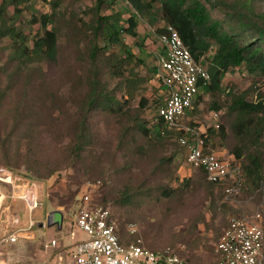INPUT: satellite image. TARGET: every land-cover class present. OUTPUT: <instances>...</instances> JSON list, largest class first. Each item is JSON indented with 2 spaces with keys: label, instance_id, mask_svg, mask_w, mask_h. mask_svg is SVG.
I'll use <instances>...</instances> for the list:
<instances>
[{
  "label": "trees",
  "instance_id": "obj_1",
  "mask_svg": "<svg viewBox=\"0 0 264 264\" xmlns=\"http://www.w3.org/2000/svg\"><path fill=\"white\" fill-rule=\"evenodd\" d=\"M23 1H0V39L6 37L10 42L7 61L0 66V78L8 74V80L14 81L13 85H3L0 81L1 148L15 142L14 156L25 155V159L30 160L28 153L34 154L32 144L37 136L38 122L46 109L47 118L55 127L69 126L67 142L63 146L65 162L83 171L86 177H103L108 173V180L102 185L98 183L100 193L94 202L91 201V206L100 205L110 210L122 245L134 242L123 229L119 232L109 204L124 209L148 202L164 204L179 200L184 194L183 188L191 183L189 177L180 179L177 176L180 164L174 161L175 151L179 148L184 150L179 137L188 134L182 129L168 128L158 116L157 109L163 99L161 102L155 100V114L147 120L144 111L150 102L145 93L150 79L140 75L137 69L143 60L125 42V37H128L135 40L136 46L142 45L137 40L140 20L155 26L156 36L164 32L166 25H172L194 61L204 67L207 64L209 80L200 85L199 92L210 96L208 109L213 111V115L221 112L220 123L215 128L200 132L204 145L209 146L212 136L226 142L228 157L240 164L242 182L239 194L256 200L262 198L264 96L252 88L243 91L229 88L226 92L222 88L224 75L241 66L264 81V7L259 5V0H124L126 16L121 11L103 12L112 0H93L81 15L70 11L66 16L58 8L61 0H54L50 13L33 15L30 19V23H39L43 28L31 44L23 28L14 22L21 13L19 4ZM154 1L160 4V16L154 11ZM9 7L13 9L10 16L7 15ZM215 10L219 14H214ZM60 37L72 49L64 74L71 100L68 104L57 95L58 90L50 89V104L43 109L41 97L37 99L36 94L32 96L23 89L33 80L34 71L41 74V64L58 60ZM9 65H13L10 72L7 71ZM222 94L226 97L224 100H221ZM51 110L53 112L50 113ZM186 114L181 119L183 123ZM95 115L114 119L117 138L113 145L101 141L92 131L91 120ZM188 126L196 130L191 124ZM171 146L174 150L167 152ZM114 152H122L127 157L129 170L115 166L106 170L101 158H112ZM0 154H7L5 147ZM1 160L5 169L17 171L16 163L8 157ZM40 168V164L28 168V171H36L31 177L39 181L47 180L60 169L54 165L42 174ZM194 170L200 172L196 183L208 194L210 207L223 200L229 182H210L202 169ZM142 173L144 175L137 180ZM172 180L180 183L172 187L168 183ZM74 194L70 196L73 198ZM46 202L53 211L61 204L65 215L75 214L73 201L65 205L61 200L55 203L47 195ZM226 205L221 203L222 207ZM244 215L232 213L230 216ZM262 228L264 232V218ZM167 248L171 247L151 251L163 254ZM213 254L217 264L216 246ZM182 259L186 264L192 262L190 258Z\"/></svg>",
  "mask_w": 264,
  "mask_h": 264
},
{
  "label": "rangeland",
  "instance_id": "obj_2",
  "mask_svg": "<svg viewBox=\"0 0 264 264\" xmlns=\"http://www.w3.org/2000/svg\"><path fill=\"white\" fill-rule=\"evenodd\" d=\"M52 1L54 0H24L19 4L21 13L14 22L23 28L29 44H31L33 38L43 32L40 24L30 23V19L33 15L39 16L40 14L50 13ZM92 2L93 0H61L58 8L66 16L70 11L81 15L82 11L90 7ZM259 5L264 7V0H259ZM126 7L127 5L124 0H112L111 4L103 9V12L121 11L126 16ZM153 8L155 13L160 16V4L158 1L153 2ZM12 12V7H9L7 15L10 16ZM213 12L214 14H219L216 10ZM160 23L159 21L158 24ZM48 28H51V26H48ZM154 29L155 26L151 27L147 21L140 20L138 26L139 37L137 38L142 44L140 47L136 46L135 40L125 37V42L143 60L137 70L141 76L150 79L147 83L148 90L145 93L150 102L149 107L144 111L147 120H151L155 114V100L161 102L164 98V88L162 87L160 77L157 76L155 58L163 49ZM9 44L10 42L6 37L0 39V66L7 61V54L10 49ZM71 53V47L60 37L58 60L55 63L41 64V74L34 71L33 80L23 89L32 96L36 94L37 99L40 96L43 109L50 104L49 100L51 97L48 93L50 89L58 90L57 95L70 104L71 97L66 75L64 74L67 63L71 58ZM205 67H207V64H205ZM11 70H13V65L7 67L8 72ZM0 81H2L3 85L8 83L13 85L14 82L13 79L8 80V74L6 76L3 75ZM222 88L225 92L229 88H232L234 91L252 88L251 90L255 93L260 92L264 96L263 78L248 73L242 66L224 75ZM225 98V95L222 94L221 100ZM209 102V95L198 92V97L191 109L192 112L189 110L184 117V124H191L198 132L207 131L210 127L215 128L214 126L220 123L221 112L213 115V111L208 109ZM44 111L46 113H44L38 122L37 136L32 144L34 154L28 153L30 160H26L25 158L27 157L25 155L19 158L14 156L17 148L15 142L8 146L3 145L2 148L0 146V152L3 151L4 147L7 150V154H0V237L4 234L7 235L10 231L5 226L10 219H8L9 217L3 218L2 209L4 202L9 199L8 197L13 191L18 192L22 187L28 189L33 184H39L41 185L40 188L38 187L40 189L39 195L44 194L40 198L43 206H47L46 196L48 195L54 199L55 203L61 200L65 205V203L73 201L76 207L79 204L80 195L87 184L97 183L91 194L92 202H94L95 198L99 196L101 189V187L100 189L98 188V183L102 185V183L108 180V173L103 177H86L83 175V171L65 162L63 146L67 142L68 125H60V128L55 127L47 118V110L44 109ZM51 112L53 111L51 110ZM91 128L101 141H105L110 145H113L117 138L114 119L111 117L106 118L101 115H95L91 120ZM208 145V149L220 155L228 156L226 142L221 141L219 138L212 136L208 141ZM173 150L174 148L171 146L167 149V152H172ZM175 152L174 161L180 164L177 176L180 179L189 177L191 182L189 186L183 188L184 194L179 200L174 199L164 204L160 202H148L131 209L118 208L112 204H109V207L116 219L119 232L123 229V232L132 236L134 241L140 240L144 247L150 250L171 247L170 249L178 253L182 258H190L192 260L191 264H215L213 248L216 246V242L230 218L236 217L230 215L232 213L242 215L252 213L260 204L261 199L256 200L253 197H243L240 194L230 199L224 196L223 200L217 201L213 207H210L208 194L205 193L204 188L200 184L196 183L197 178L200 176L199 170L192 169L186 163L185 152L182 148L177 149ZM114 153L115 155L112 158L106 156L101 158V161L106 164V170L108 168L112 169L114 166L129 170L127 168V157H124L122 152ZM22 154L24 153L22 152ZM4 157H8L11 162L16 163L15 166L18 167L17 171L5 169L1 160ZM16 159L19 160L16 161ZM107 159L109 160L108 164ZM38 164H40V172L42 174L54 165L59 166L60 169L47 180L39 181L31 177V174H35V170L28 171L29 167H37ZM78 166L81 167L80 164ZM143 175L144 173L137 180L141 179ZM6 178L11 179V181L5 182ZM87 178L88 180H86ZM168 183L172 187H175L180 182L172 180ZM71 193H75L73 198L70 196ZM223 202L227 204L226 207L221 206ZM43 206L39 207L44 209ZM58 208L64 209V206L60 204ZM16 222L20 225L18 219H16ZM76 229L77 227L75 226L74 230L76 231ZM132 229L133 232H131Z\"/></svg>",
  "mask_w": 264,
  "mask_h": 264
},
{
  "label": "built area",
  "instance_id": "obj_3",
  "mask_svg": "<svg viewBox=\"0 0 264 264\" xmlns=\"http://www.w3.org/2000/svg\"><path fill=\"white\" fill-rule=\"evenodd\" d=\"M157 38L163 49L156 56L157 76L164 88L163 103L157 114L168 128L182 129L188 134L179 137L186 163L191 168L202 169L210 182L228 181L225 196L234 198L239 195L242 182L240 165L230 157L208 149L200 132L181 121L192 109L200 85L208 82V72L201 63L194 61L172 25H166ZM95 187V183L87 184L79 198L75 224L84 238L70 249L65 259L59 257L46 264H186L170 248L160 254L144 247L140 240L122 245L110 210L100 205L91 206ZM263 218L264 195L252 213L230 218L216 243L217 264H262ZM17 238V233L12 232L0 237V244L15 242ZM51 245H55V240Z\"/></svg>",
  "mask_w": 264,
  "mask_h": 264
},
{
  "label": "crops",
  "instance_id": "obj_4",
  "mask_svg": "<svg viewBox=\"0 0 264 264\" xmlns=\"http://www.w3.org/2000/svg\"><path fill=\"white\" fill-rule=\"evenodd\" d=\"M38 185L30 186L33 189L22 187L18 192L13 191L3 204L2 216L10 219L5 225L10 229L8 234L16 232L18 238L15 242L0 244V264H46L59 257L65 259L70 249L84 238L81 230H74L78 206L73 215H65L64 209L57 208L63 216L60 227L57 224L47 225L46 220L53 208L40 202L44 194L39 195L41 185ZM52 240H55L54 246L51 245Z\"/></svg>",
  "mask_w": 264,
  "mask_h": 264
},
{
  "label": "water",
  "instance_id": "obj_5",
  "mask_svg": "<svg viewBox=\"0 0 264 264\" xmlns=\"http://www.w3.org/2000/svg\"><path fill=\"white\" fill-rule=\"evenodd\" d=\"M62 217L63 216H62L61 210L52 211L50 216H48L46 223H47V225L57 224L60 227V225L62 223ZM54 218H56L55 221L52 220ZM39 226H42V224H39Z\"/></svg>",
  "mask_w": 264,
  "mask_h": 264
}]
</instances>
